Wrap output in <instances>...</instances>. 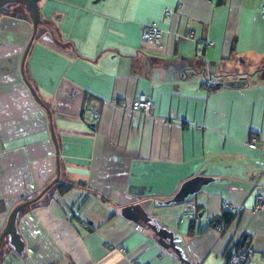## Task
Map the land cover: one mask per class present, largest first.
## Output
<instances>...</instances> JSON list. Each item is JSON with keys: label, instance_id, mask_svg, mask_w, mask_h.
Segmentation results:
<instances>
[{"label": "crops", "instance_id": "1", "mask_svg": "<svg viewBox=\"0 0 264 264\" xmlns=\"http://www.w3.org/2000/svg\"><path fill=\"white\" fill-rule=\"evenodd\" d=\"M262 6L41 0L22 69L30 16L21 7L0 13V233L10 210L56 175L49 115L27 82L51 114L59 179L74 184L26 206L16 220L24 250L5 243L0 264H224L235 242L251 250L249 264H264V210L252 212L264 194ZM152 22L159 43L142 39ZM140 94L152 101L149 111L136 108ZM194 176L208 181L172 202ZM190 202L194 219L184 218ZM134 204L171 233L179 256L124 217ZM223 212L231 222L214 224Z\"/></svg>", "mask_w": 264, "mask_h": 264}, {"label": "water", "instance_id": "2", "mask_svg": "<svg viewBox=\"0 0 264 264\" xmlns=\"http://www.w3.org/2000/svg\"><path fill=\"white\" fill-rule=\"evenodd\" d=\"M14 1L23 2V4L26 7V10L28 11V14L31 19V24H32V34L28 40V43L23 51L22 58H21V69H22L25 57L28 53L32 40L36 34L37 25L40 22V13H39V6H38L39 0H0V13L7 12L9 9L6 7V5ZM27 85L29 86L31 93L34 95L38 103L42 107H44V109L49 115L50 135H51V138L55 146L56 175L52 179V181H50L45 187H43V189L37 195H35L34 197L30 199H27L25 201H22L16 204L8 213L5 225L0 233V247L2 245L4 237L7 236L8 243L11 245L14 251L18 254H21L23 252L24 246H25L24 241L21 239V236L19 232L17 231V226H16V220H17L19 212L25 206L37 201L55 182L59 180V177H60L59 148H58L57 139H56L55 132L53 130V126L51 122L50 111L40 101V99L36 95V92L34 91L32 86L28 82H27ZM207 181H208V178L204 176H194L188 179L187 181L182 183V185L180 186L176 194L172 197L171 201L175 203L183 201L187 195L192 194L196 192L197 190H199L201 186L205 184ZM122 214L124 215L125 218L132 220L136 223L143 224L145 227H148L149 229H151L155 233V235L158 237V242H160L165 248L170 249L171 251H174L178 256L180 255L179 250L174 246L171 233L163 229H157L154 225L149 223L147 215L144 213V211L142 210L139 204L128 205L124 207L122 209Z\"/></svg>", "mask_w": 264, "mask_h": 264}, {"label": "built area", "instance_id": "3", "mask_svg": "<svg viewBox=\"0 0 264 264\" xmlns=\"http://www.w3.org/2000/svg\"><path fill=\"white\" fill-rule=\"evenodd\" d=\"M261 15L264 17V6L260 9ZM168 14L167 11H165ZM163 36L162 30L158 27L156 22H152L147 24L142 29V39L147 42L159 43ZM212 45V42H205L203 46L209 47ZM207 88L211 89L215 85V81L213 79H208L206 82ZM153 106L151 100H149L144 94H140L137 97L136 108L142 111H149ZM98 114H93V118L97 119ZM257 141L254 139H248L246 141V145L251 148L257 147ZM255 205L252 207V212L256 213L264 210V194H258L255 199ZM223 208L229 211H241L244 208L242 206L238 207H230L227 203H223ZM195 207L192 202L188 203V205L184 209V218L186 219H194ZM86 225L84 224V227ZM214 228L216 230H221L222 227L220 225H215ZM252 257L251 250L243 244H238L237 242L232 243L228 246L224 255V264H249Z\"/></svg>", "mask_w": 264, "mask_h": 264}, {"label": "trees", "instance_id": "4", "mask_svg": "<svg viewBox=\"0 0 264 264\" xmlns=\"http://www.w3.org/2000/svg\"><path fill=\"white\" fill-rule=\"evenodd\" d=\"M36 34H37V31H36ZM212 88H216V85H214ZM53 186L56 187V189H58V191H60V193H65V192H68L69 190H71L74 186L73 183H64L61 179H59L57 182H55L49 189H51ZM26 208V206L19 212L18 214V217L20 216V214L23 212V210ZM17 217V218H18ZM232 214L229 213V212H223V214L221 215V218L217 219L214 221V224H217L219 222H222L224 223L225 225L229 224L232 220ZM5 243H8V238L7 236L4 237L3 239V242H2V245L0 247V253L1 251L3 250L2 246L5 244ZM227 264V263H225Z\"/></svg>", "mask_w": 264, "mask_h": 264}, {"label": "rangeland", "instance_id": "5", "mask_svg": "<svg viewBox=\"0 0 264 264\" xmlns=\"http://www.w3.org/2000/svg\"><path fill=\"white\" fill-rule=\"evenodd\" d=\"M40 1H41V0L38 1V6H39V2H40ZM6 7H7L9 10H11V11H19V8H20V7L26 9V7H25V5L23 4L22 1H14V2L8 3V4L6 5Z\"/></svg>", "mask_w": 264, "mask_h": 264}]
</instances>
